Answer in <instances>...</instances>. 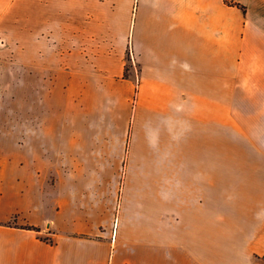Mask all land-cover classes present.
I'll return each instance as SVG.
<instances>
[{"label": "crops", "instance_id": "crops-1", "mask_svg": "<svg viewBox=\"0 0 264 264\" xmlns=\"http://www.w3.org/2000/svg\"><path fill=\"white\" fill-rule=\"evenodd\" d=\"M227 1L244 10L0 0V48L24 38L28 81L60 102L49 123L28 120V143L57 142L58 165L30 159L26 206L0 219V264H264V0ZM208 129L258 151L222 160L259 163L225 171L213 201Z\"/></svg>", "mask_w": 264, "mask_h": 264}, {"label": "rangeland", "instance_id": "rangeland-1", "mask_svg": "<svg viewBox=\"0 0 264 264\" xmlns=\"http://www.w3.org/2000/svg\"><path fill=\"white\" fill-rule=\"evenodd\" d=\"M17 44L18 47L9 44L11 47L9 49L0 48V177L3 178V186H0V190L3 189L4 193V201L0 204L2 214L0 219L16 209L18 197L23 198L24 196L23 203L26 206L27 173L32 169L30 159L40 158L35 162L36 171H41L44 167L51 169L53 165H58L57 161L47 160V155L50 153L57 156L56 151L59 149L57 142L43 147L39 145V141L42 142V140L36 139L37 144H29L27 136L32 130L28 131L27 125L28 120L33 122V118L35 123H42L43 119H47L49 123L50 110L60 105L59 99L42 97V88L37 94L39 82L31 81L30 84L28 81V62L30 59L33 60V52L27 50L24 38H21ZM51 54L55 57L58 50L46 52L48 58ZM124 68L125 77L134 74V65L129 54L126 55ZM42 110H46L47 113L44 114ZM206 133L208 135L206 139V193L213 201V198L216 199L218 195L214 193L219 191L217 187L226 180L225 171L258 168L259 166V163L251 161H224L222 160L224 156L221 155L240 153L250 157L249 155L258 151L244 138L221 139L218 136L227 134V132L208 129ZM219 141H224V144L219 145ZM44 150L46 153L43 157ZM44 214H47V211ZM8 224L11 226L14 221Z\"/></svg>", "mask_w": 264, "mask_h": 264}, {"label": "trees", "instance_id": "trees-1", "mask_svg": "<svg viewBox=\"0 0 264 264\" xmlns=\"http://www.w3.org/2000/svg\"><path fill=\"white\" fill-rule=\"evenodd\" d=\"M226 3H228V4H230V5H233V6H237V7H239V8H241V9L244 10V7H241L240 5H237V4H235V3H230V2H228L227 0H226ZM7 225L10 226L9 224H7ZM31 229H33V230H35V231H38V229H36V228H31Z\"/></svg>", "mask_w": 264, "mask_h": 264}, {"label": "built area", "instance_id": "built-area-1", "mask_svg": "<svg viewBox=\"0 0 264 264\" xmlns=\"http://www.w3.org/2000/svg\"><path fill=\"white\" fill-rule=\"evenodd\" d=\"M259 259L264 262V255L259 257Z\"/></svg>", "mask_w": 264, "mask_h": 264}]
</instances>
